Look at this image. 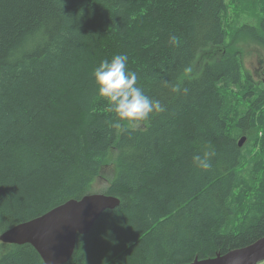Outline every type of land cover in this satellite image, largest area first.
Returning a JSON list of instances; mask_svg holds the SVG:
<instances>
[{"label":"trees","instance_id":"trees-1","mask_svg":"<svg viewBox=\"0 0 264 264\" xmlns=\"http://www.w3.org/2000/svg\"><path fill=\"white\" fill-rule=\"evenodd\" d=\"M227 3L0 0V234L90 194L111 167L98 193L119 206L76 237L66 264H190L264 237V89L227 48ZM247 28L264 41V18L235 30ZM116 54L162 112L107 111L92 73ZM209 151L202 170L193 157ZM0 264L43 262L1 243Z\"/></svg>","mask_w":264,"mask_h":264},{"label":"water","instance_id":"water-1","mask_svg":"<svg viewBox=\"0 0 264 264\" xmlns=\"http://www.w3.org/2000/svg\"><path fill=\"white\" fill-rule=\"evenodd\" d=\"M243 140L242 137L239 146ZM119 203L114 197L99 193L69 200L0 234V243L30 245L43 264H66L74 253L76 237L87 235L102 213L116 208ZM190 264H264V237L244 248Z\"/></svg>","mask_w":264,"mask_h":264},{"label":"clouds","instance_id":"clouds-1","mask_svg":"<svg viewBox=\"0 0 264 264\" xmlns=\"http://www.w3.org/2000/svg\"><path fill=\"white\" fill-rule=\"evenodd\" d=\"M172 37V40H175ZM128 57L116 54L102 60L93 70V78L97 86V95L108 104L107 111L113 113L119 121L141 122L154 112H162L164 108L159 100H153L137 85L138 75L127 67ZM119 126V125H117ZM214 151L196 155L193 161L202 170L211 168V157Z\"/></svg>","mask_w":264,"mask_h":264},{"label":"rangeland","instance_id":"rangeland-1","mask_svg":"<svg viewBox=\"0 0 264 264\" xmlns=\"http://www.w3.org/2000/svg\"><path fill=\"white\" fill-rule=\"evenodd\" d=\"M257 1L258 6L255 3V7H253L252 2L241 4V0H226V2H228L226 27L228 30L227 37L229 38L227 42V48H229V52L237 51L241 54L243 73L248 76V80L253 82L257 88L261 87V89H264V43L260 41H254L252 38H249L250 35L247 34L249 32L248 29H245L243 34L246 36H243L240 41H237L234 44V41L231 42V36L236 30L230 28H234L235 24L238 25V28L240 29V27L244 24L253 25L255 22L258 25L260 20L264 18V0ZM259 35L260 32L258 33V36ZM205 61H207V59L203 53H200L196 63L194 64L195 67L189 73L197 72L195 69L197 68L199 70ZM233 93H236V90H234ZM246 98L247 95H244L242 101H240V106H248V100H245ZM252 105L253 104H251L250 107ZM261 110H264V102L259 107L257 113H259ZM136 127L142 126L138 125ZM111 170V167H106L101 170V177L94 181L88 188V192L90 194H97L106 187V180L109 179V171ZM111 176L112 174H110V178Z\"/></svg>","mask_w":264,"mask_h":264},{"label":"bare ground","instance_id":"bare-ground-1","mask_svg":"<svg viewBox=\"0 0 264 264\" xmlns=\"http://www.w3.org/2000/svg\"><path fill=\"white\" fill-rule=\"evenodd\" d=\"M241 4H243V3H251L252 2V4H253V7H255V3L257 4V6H258V1L257 0H252V1H250V0H241ZM227 28V27H226ZM230 29H239L238 28V25H236L235 24V26H234V28H230ZM248 29V28H247ZM240 30V29H239ZM245 32V30L244 31H240V32H237V31H235V37L236 36H241V37H243V36H246V35H244L243 33ZM248 35H252V33L249 31L248 33H247ZM251 36H249V38H250ZM228 38V37H227ZM229 39V38H228ZM260 41L262 42V43H264V41H262V39H260ZM242 68H243V63H242ZM233 90H236V87L235 88H233ZM238 93H240V89H239V87H238ZM257 111H258V109H256ZM256 111V112H257ZM244 138V140H243V144L241 145V146H239L238 145V147L239 148H242V147H245V146H250L251 145V141H249L247 138H245V137H243ZM115 199H117V198H115ZM117 200H119V199H117Z\"/></svg>","mask_w":264,"mask_h":264}]
</instances>
